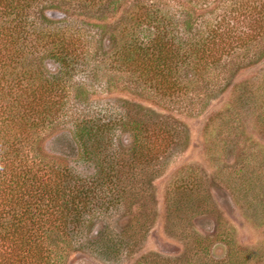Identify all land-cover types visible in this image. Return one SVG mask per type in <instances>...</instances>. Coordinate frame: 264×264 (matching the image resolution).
<instances>
[{"label": "trees", "instance_id": "1", "mask_svg": "<svg viewBox=\"0 0 264 264\" xmlns=\"http://www.w3.org/2000/svg\"><path fill=\"white\" fill-rule=\"evenodd\" d=\"M261 57L264 0H0V264H63L84 235L92 236L85 222L98 214L95 208L125 194L117 174L136 160L108 155L101 140L106 127L72 110L71 100L83 97L74 81L79 67L94 72L96 62L107 64L108 75H126L152 99L171 100ZM251 97L243 93L242 100ZM63 118L70 131L57 138L70 136L71 149L95 160L89 178L75 175L61 154L58 163L37 152L39 135ZM148 131L150 145L171 137L166 124L155 132L133 121L132 145L144 144ZM193 184L180 179L172 190L191 193ZM122 243L110 239L104 250L117 254Z\"/></svg>", "mask_w": 264, "mask_h": 264}, {"label": "rangeland", "instance_id": "2", "mask_svg": "<svg viewBox=\"0 0 264 264\" xmlns=\"http://www.w3.org/2000/svg\"><path fill=\"white\" fill-rule=\"evenodd\" d=\"M253 63L242 64L235 75L211 76L189 95L171 100L152 99L126 75H108L107 64L74 72L83 97L71 100L72 110L92 126L106 127L101 140L108 155H133L136 161L117 174L122 199L95 208L98 214L85 222L92 236L84 235L63 264H264V57ZM46 66L52 72L57 68L51 62ZM243 93L251 100H242ZM133 121L154 126L155 132L166 124L171 137L150 145L154 139L148 131L144 144L132 145ZM58 122L39 135L35 145L42 150L30 151L36 147L48 155L46 161L58 163L61 154V163L75 175L93 176L95 160L71 149L70 136L58 139L70 131L71 121ZM188 177L194 183L191 193L172 190ZM110 239L122 240L124 248L106 253L103 244Z\"/></svg>", "mask_w": 264, "mask_h": 264}]
</instances>
